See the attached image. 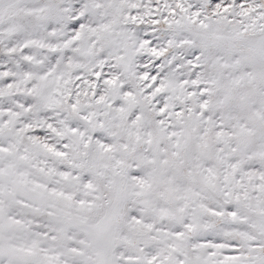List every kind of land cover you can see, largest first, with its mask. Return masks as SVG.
Returning a JSON list of instances; mask_svg holds the SVG:
<instances>
[{"label": "snow or ice", "instance_id": "1", "mask_svg": "<svg viewBox=\"0 0 264 264\" xmlns=\"http://www.w3.org/2000/svg\"><path fill=\"white\" fill-rule=\"evenodd\" d=\"M0 264H264V0H0Z\"/></svg>", "mask_w": 264, "mask_h": 264}]
</instances>
